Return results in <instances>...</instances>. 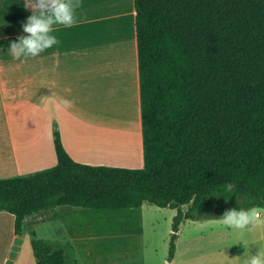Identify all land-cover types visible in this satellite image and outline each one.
Segmentation results:
<instances>
[{"label": "trees", "instance_id": "obj_1", "mask_svg": "<svg viewBox=\"0 0 264 264\" xmlns=\"http://www.w3.org/2000/svg\"><path fill=\"white\" fill-rule=\"evenodd\" d=\"M143 166L75 161L53 132L56 164L0 177V210L78 208L73 237L140 233V207L176 209L167 264L186 219L264 206V0H134ZM236 182L234 196L224 184ZM225 199H228L225 202ZM237 201V203H236ZM185 207V208H183ZM37 264H75L73 247L33 237Z\"/></svg>", "mask_w": 264, "mask_h": 264}, {"label": "crops", "instance_id": "obj_2", "mask_svg": "<svg viewBox=\"0 0 264 264\" xmlns=\"http://www.w3.org/2000/svg\"><path fill=\"white\" fill-rule=\"evenodd\" d=\"M29 15L24 0H0V177L55 165V130L75 161L142 167L134 0H81L78 24L54 33L59 47L21 63L12 59L8 46L23 34L21 25ZM63 100L72 106L66 108ZM63 208L78 210L57 206L26 217L24 223L50 227L43 239L61 247L71 244L75 264L121 262L119 251L103 254L110 245L121 246V235L72 237L63 223ZM10 214L0 210V264H5L16 236ZM78 219L79 212L68 222ZM22 231L12 264H37L30 233ZM31 235L36 237V229ZM98 251L103 255L94 256Z\"/></svg>", "mask_w": 264, "mask_h": 264}, {"label": "rangeland", "instance_id": "obj_3", "mask_svg": "<svg viewBox=\"0 0 264 264\" xmlns=\"http://www.w3.org/2000/svg\"><path fill=\"white\" fill-rule=\"evenodd\" d=\"M98 80L97 77L96 81ZM94 128L96 130L98 127L95 125ZM118 131V129H112L113 133ZM20 175L25 174L13 176ZM77 212L78 210L72 208H63L60 211L66 228L68 218L72 219V216L75 217ZM175 214V208L159 207L149 202H143L140 207L138 224L141 231L138 236L133 238L134 233L95 234L93 236L115 237L121 235L119 237L121 246L115 249L110 245V250H104L103 253L119 251L122 255L119 258L121 262L116 264H167L172 219ZM213 221L214 218L186 219L180 224L171 264H239V261L247 255L249 250L253 253L256 250H264V230L241 235L239 232L226 230ZM23 229L30 233L31 239L33 238L32 230L36 229L37 238L48 236L47 234L52 231L46 225L34 227L30 223H24ZM80 230L76 228V233L81 235L82 231ZM66 241L69 242L68 239ZM71 254V257L76 258L74 251ZM103 254L102 251H98L94 256L100 257ZM106 261L108 260L105 258L102 262Z\"/></svg>", "mask_w": 264, "mask_h": 264}, {"label": "clouds", "instance_id": "obj_4", "mask_svg": "<svg viewBox=\"0 0 264 264\" xmlns=\"http://www.w3.org/2000/svg\"><path fill=\"white\" fill-rule=\"evenodd\" d=\"M24 7L31 10V15L21 25L23 34L10 41L8 46L12 59L21 63L59 47L61 42L54 33L61 27L68 29L78 24L76 12L81 7V0H24ZM62 103L66 108L72 106L70 100H63ZM223 191L232 197L238 191V184L228 182L224 184ZM213 222L241 235L264 230V206L254 204L226 209ZM239 264H264V250L254 253L249 250Z\"/></svg>", "mask_w": 264, "mask_h": 264}, {"label": "water", "instance_id": "obj_5", "mask_svg": "<svg viewBox=\"0 0 264 264\" xmlns=\"http://www.w3.org/2000/svg\"><path fill=\"white\" fill-rule=\"evenodd\" d=\"M22 237L21 236H18L16 235L15 238H14V241H13V245L11 247V250L8 254V258L6 259V262L5 264H12L14 259L16 258L17 254H18V251L20 249V245L22 243Z\"/></svg>", "mask_w": 264, "mask_h": 264}, {"label": "bare ground", "instance_id": "obj_6", "mask_svg": "<svg viewBox=\"0 0 264 264\" xmlns=\"http://www.w3.org/2000/svg\"><path fill=\"white\" fill-rule=\"evenodd\" d=\"M137 127V126H136ZM136 127H134V128H136ZM130 138V137H129ZM113 139V138H112ZM119 139V138H118ZM97 141H100V140H97ZM4 223H5V221H4ZM2 224V223H1ZM1 226V225H0ZM3 226H5L4 224H3ZM2 228V227H1ZM1 230V229H0Z\"/></svg>", "mask_w": 264, "mask_h": 264}]
</instances>
